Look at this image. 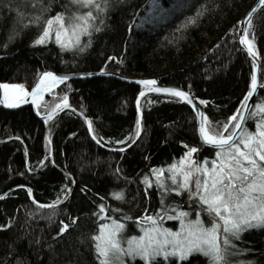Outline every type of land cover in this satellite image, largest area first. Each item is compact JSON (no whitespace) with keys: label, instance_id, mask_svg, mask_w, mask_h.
Here are the masks:
<instances>
[{"label":"trees","instance_id":"1","mask_svg":"<svg viewBox=\"0 0 264 264\" xmlns=\"http://www.w3.org/2000/svg\"><path fill=\"white\" fill-rule=\"evenodd\" d=\"M153 1L110 0L101 30L80 37L81 52L61 50L54 32L46 43L33 44L42 22L41 27L15 23L16 5L24 7L29 0H0V83L22 84L29 91L44 70L91 73L101 68L128 77L156 78L163 85L187 90L218 127L215 122L222 124L243 108L240 101L251 83L252 65L236 34L239 21L255 0H181L177 8H182L170 17L160 5L163 11L154 24L136 31L134 26ZM67 2L50 0L43 16L63 11ZM201 4L202 14L194 15ZM36 10L25 7L29 13ZM187 17L193 21L186 22ZM13 27L17 35L8 40ZM246 29L259 60L261 87L256 105L264 101V5L258 7ZM141 89L113 77L95 76L65 81L42 93L36 114L30 106L0 107V224L8 225L0 228V264H17V257L22 264H97L91 234L105 221L96 215L102 203L104 216L121 219L135 232L137 222L123 216L143 217L161 208L150 171L153 167L163 168L174 159L178 162L187 151L185 144L197 147L192 154L196 159L214 155V149L198 138L190 106L169 94L151 92L140 97L141 131L135 135L136 97ZM65 97L71 107H63L50 118H39L60 108ZM253 119L246 122L250 129ZM145 176L152 181L151 187ZM121 190L122 200L111 195ZM58 198L59 203L53 204ZM166 199L180 209L196 207L175 193ZM167 211L175 217L173 209ZM61 221L68 228L57 236ZM177 222L162 215L157 220L163 226ZM234 243L247 251L231 259L264 264V228L248 229ZM196 255L198 259L190 255L180 264H205ZM131 264L143 262L136 259Z\"/></svg>","mask_w":264,"mask_h":264},{"label":"snow or ice","instance_id":"2","mask_svg":"<svg viewBox=\"0 0 264 264\" xmlns=\"http://www.w3.org/2000/svg\"><path fill=\"white\" fill-rule=\"evenodd\" d=\"M261 5H264V0H257V4L246 13L245 20L250 27L251 17ZM25 7L37 10L29 13L25 11ZM49 7L50 0L47 4L42 0H29L24 7L17 4L15 23L41 27L42 22V30L32 41L33 44L46 43L50 39V34L54 32L55 43L61 50L76 49L82 52L84 49L80 47L82 43L80 37L82 35L90 37L91 30L97 32L101 30L104 14L111 4L110 0H68L67 4L62 6L63 11L44 17L43 13ZM203 8L202 4L198 5L194 15H201ZM9 11H13L10 5ZM28 15H31V19H25ZM192 21L193 17L186 18V22ZM244 31L246 33L248 29ZM16 35L17 29L13 27L8 40ZM240 42L246 46L248 55L253 57L251 83L245 98L240 101L241 105H245L257 86L256 52L252 39L241 35ZM109 59L114 58L109 57ZM100 71L103 72L104 69L101 68ZM44 78H50L54 82L68 79L66 75L57 76L48 71L42 74L41 80ZM138 83L146 86V89H141L136 97L135 135L137 136L141 131L139 101L145 90L170 93L179 100L192 104L190 94L178 88L148 87L155 85L154 79H141ZM9 89L16 90L15 101L9 99ZM37 89L38 86L32 88L34 104L39 98ZM26 94L22 84L0 83V100L8 106L22 102L21 97ZM200 103L204 104L206 101L200 100ZM60 104L67 106V98L61 100ZM54 111L55 109L49 111L47 118H50ZM195 112L200 140L203 144L213 147L214 155L211 158L196 159L192 154L197 152V147L185 144L187 151L181 155L178 162L174 159L163 168L153 167L150 170L155 178L157 195L161 197V208L156 209V214L143 217L123 216L124 220L134 219L137 222V226L141 229V234L138 236L125 235V224L121 219L104 216L105 205L102 203L96 215L103 216L107 222L100 223L99 231L91 234L93 258L97 264H131L137 258L143 264H161V261L163 264H180L181 261H188L190 255L198 259L196 254L204 258L205 264H253L252 261H236L231 257L247 251L234 243L241 239L242 233L252 228H264V101L255 105L251 117L238 108L222 124L215 122L218 127L213 126L214 122L204 112L199 109H195ZM247 118H254L253 129L246 126ZM85 122L88 123L87 117ZM88 130L90 133L93 132L90 123ZM93 139L96 137L93 136ZM124 139L127 140L129 137L126 136ZM117 143L123 144V141ZM120 151H123V148ZM143 179L147 186L151 187L152 181H149L147 176ZM31 191L28 189L29 194ZM170 193L186 199L189 204L194 203L196 207L188 210L180 209L175 202L166 199ZM111 195L118 200L123 199L122 190ZM147 195L148 193L145 192V196ZM101 199L103 200V197ZM52 203H59V198ZM168 208L175 211V217L168 214ZM190 212H194V218H190ZM205 214L208 217L207 222L201 219ZM161 215L164 219L179 220V227L173 231L157 223ZM149 222V227L142 226ZM61 225L56 233L57 236L68 228L63 221ZM7 226L0 224V228ZM17 264H22L19 257Z\"/></svg>","mask_w":264,"mask_h":264},{"label":"water","instance_id":"3","mask_svg":"<svg viewBox=\"0 0 264 264\" xmlns=\"http://www.w3.org/2000/svg\"><path fill=\"white\" fill-rule=\"evenodd\" d=\"M257 4V0L254 1V3L251 5V7L245 12L244 16L242 17V19L239 21L238 23V27H237V43L239 45V47L242 49V51L247 55V57L249 58L250 62H251V65H252V61H253V57L252 56H249L248 55V52H247V48L244 44H242L240 42V36L241 35H245L246 36V33H245V29L247 27V24L248 22L245 20V15L246 13L249 12V10H251L253 8L254 5ZM258 9V7L256 8V10ZM255 10V12H256ZM254 12V13H255ZM256 58V75H257V86H256V90L254 91L253 95L251 97H248L247 101H246V104L243 106L242 110L247 114V116L249 117L250 114H251V111L255 105V101H256V97H257V93L260 89V83H259V60L257 58V56L255 57ZM52 72L54 73L55 75L57 76H67L68 79L67 80H58V81H53L52 79L50 78H44L43 80H41V76L44 72ZM252 71H253V68H252ZM91 75H89V72H79V73H56V72H53V71H49V70H44V71H41L39 73V75L37 76L35 82L33 83V85L31 86V88L29 89V91H27V94L25 96V98L22 100V102H19V103H14V106H8L7 104H5L2 100H0V107L1 108H4V109H14V108H19V107H22V106H30L31 109L33 110V112L36 114V110H35V106L37 104V102L39 101L40 99V95H39V98L36 100V103L34 104L33 103V94H32V88L33 87H36L38 86V92L40 90V88L45 85V84H49V83H52L54 86H57L59 85L60 83L62 82H65V81H70V80H75V79H84V78H90V77H95V76H105V77H113V78H116L118 80H121L123 82H127V83H132V84H135L137 85L138 87H141L143 89H146V86L144 85H140L138 83L139 80L141 79H154L156 81L155 85H152V86H148V87H170V88H178L182 91H185V92H188L187 90L185 89H182L180 87H176V86H169V85H163L161 83L158 82V80L156 78H151V77H140V78H135V77H128V76H124V75H121L119 73H115V72H91L90 73ZM151 92H154V91H148V90H145L144 91V94L145 93H151ZM154 93H158V92H154ZM189 93V92H188ZM140 94V93H139ZM163 94H169V95H172L170 93H163ZM190 94V93H189ZM190 98L192 100V104H189L187 103V101H184L186 102L190 108L192 109L194 115H195V123H196V131H197V135H198V138L200 139L199 137V134H198V122H197V118H196V112H195V109H199L200 111L203 112V109L201 108V106L199 105L198 101L190 94ZM63 107H71V105L69 103H67V106H64L62 105L60 108H58L57 110H55L53 112V115H55L56 113H58L60 111V109H62ZM48 117V115H44V116H40L39 118L41 120H44ZM248 118L246 119V122H247ZM201 141V140H200ZM202 143V142H201ZM205 145V144H204ZM207 147H210V148H213L212 146H209V145H205Z\"/></svg>","mask_w":264,"mask_h":264},{"label":"rangeland","instance_id":"4","mask_svg":"<svg viewBox=\"0 0 264 264\" xmlns=\"http://www.w3.org/2000/svg\"><path fill=\"white\" fill-rule=\"evenodd\" d=\"M179 1H181V0H163V4H161L159 0H155V1L151 2V3H149L147 8H146V10H145V12L143 13L142 17L139 18L138 27L139 28L144 27L145 24H147L148 26H152L154 24V23H152V21H154L155 19L159 18L160 16L159 17H156V16L159 15L161 13V11H163L160 5L165 7V9L167 10V13H168V15L170 17L177 10L182 8L183 5L181 7H179V8H177V2H179ZM149 22H151V23H149ZM52 89H54V86L51 89H47L43 93H46V92H48V91H50ZM26 92H27V90H26ZM8 93H9V98H10V97H12V96H14L16 94V90L9 89ZM190 218H194V214H190ZM201 219L204 220L205 222L208 221L207 215L205 216L204 219H203V217H201ZM103 222H107V221H103ZM142 226L143 227H149L150 226V222L146 223V224H144ZM164 227L171 228L173 231H175L176 228L179 227V220L173 226H164ZM133 230L134 229L129 228L128 226L125 225L124 234L125 235H137V236L141 234L140 227L136 228L135 232H133ZM98 231H99V228H98ZM137 259H139V258H137Z\"/></svg>","mask_w":264,"mask_h":264},{"label":"bare ground","instance_id":"5","mask_svg":"<svg viewBox=\"0 0 264 264\" xmlns=\"http://www.w3.org/2000/svg\"><path fill=\"white\" fill-rule=\"evenodd\" d=\"M248 25V24H247ZM135 30L136 31H143L144 29H143V27H141V28H139L138 27V23H137V25L135 26ZM147 30V29H146ZM54 85L52 84V83H49V84H45V85H43L41 88H40V90H39V95L40 94H42L44 91H46L47 89H51L52 87H53ZM27 93V92H26ZM146 94V93H145ZM25 96L26 95H23L22 97H21V100H23L24 98H25ZM15 97H16V94L14 95V96H12V97H10L9 99L11 100V101H15Z\"/></svg>","mask_w":264,"mask_h":264}]
</instances>
